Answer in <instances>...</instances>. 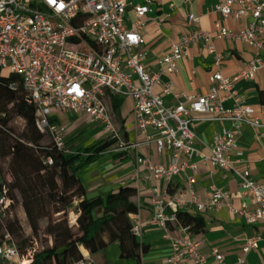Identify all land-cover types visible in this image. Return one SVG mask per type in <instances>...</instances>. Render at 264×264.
<instances>
[{"label":"built area","instance_id":"obj_1","mask_svg":"<svg viewBox=\"0 0 264 264\" xmlns=\"http://www.w3.org/2000/svg\"><path fill=\"white\" fill-rule=\"evenodd\" d=\"M153 0H0V75L14 74L26 93V99L36 110V125L48 132L55 145L68 152L63 127L49 121L56 111L86 115L100 123L116 139L107 152L117 153L137 149L141 140L124 141L114 127L107 100L114 96H129L132 116L142 142H154L158 153L170 154L167 163H154L147 156L137 155L136 162L144 166L148 179L170 180L186 169L197 168L199 161L210 163L217 169L231 171L239 180V192L250 198L253 209L245 204L235 206V194L213 188L205 200H198L189 189V198L172 196L166 199L153 189L150 196L152 217L150 223L162 230L169 241L170 250L165 264H227L223 254L211 247L209 257L202 253V240L190 226L182 224L177 212L193 205L198 212L226 206L248 225H260V232L247 238L242 252L234 264H245L247 253L264 240V184L252 176L248 167H236L232 156L240 155L238 133L241 125L261 126L259 114H264V104L258 111L245 103L244 95L235 88L238 78L252 79L256 70L264 67L259 50L264 45V0H218L213 9L224 17L235 19L250 17L239 31H231L215 23V33L194 29L172 43L170 50L158 59L159 71L150 73L144 65L147 55L141 30L146 16L152 12ZM189 3L190 0H185ZM132 7L133 20L127 25L126 8ZM187 19L193 23L198 18L192 13ZM157 30L160 23L155 22ZM239 39L257 49L247 62L246 69L233 77L223 76L222 54L214 46L215 38ZM200 42L211 55L215 70L209 79L207 93L192 95L172 89L170 80H162L163 72L177 71V62L189 55L190 45ZM8 71L2 74V71ZM14 85V84H13ZM158 85L163 94L181 96L174 105L165 104L162 96L154 92ZM223 92V93H222ZM232 104L225 107V100ZM203 114H208L203 117ZM230 122V128L221 126L213 135L204 154L193 147L198 139L193 130L197 121ZM51 163L50 158L46 159ZM193 180L192 175L187 177ZM3 188V193H5ZM11 200L0 197V210L8 208ZM145 221L139 211L131 214V231L140 238ZM37 242L21 254L14 236L4 231L0 242V259L28 264ZM81 257L70 264H97L94 257L81 248Z\"/></svg>","mask_w":264,"mask_h":264},{"label":"crops","instance_id":"obj_2","mask_svg":"<svg viewBox=\"0 0 264 264\" xmlns=\"http://www.w3.org/2000/svg\"><path fill=\"white\" fill-rule=\"evenodd\" d=\"M132 1L135 3L140 0ZM217 1L190 0L187 3L185 0H153L152 12L146 16V25L141 30L147 52L144 65L148 72L159 71L158 59L168 53L171 44L185 33L198 28L214 34L215 23H219L228 30L239 31L249 22L248 16L240 19L222 16L220 12L213 9ZM190 13L198 18L197 23L187 19ZM126 17L127 25H129L133 20L131 5L126 8ZM155 22L160 23L159 30ZM260 39L264 40V34L260 35ZM213 43L216 51L222 54L221 72L225 77H233L246 69L247 62L257 52L254 46L239 39L215 38ZM259 54L264 59V45L260 48ZM212 63L211 55L202 47V44L194 42L190 45L189 55L177 62V71L163 72L161 79L170 80L173 91L178 95L181 92L192 95L205 94L211 85L209 77L215 70ZM235 88L244 95L245 103L258 111L264 104V67L256 70L252 79L238 78L235 81ZM154 92L160 94L167 105H174L182 99L181 96L163 94L158 85L154 87ZM116 97L121 98L117 111L112 110L110 98L107 100V105L109 103V111L113 112L121 134L128 142L141 140V144L137 149L127 150L120 159H115L112 152L106 151L94 162L82 168L78 175L88 198L104 197L123 184L133 186L136 193L132 200L137 204L140 217L145 224L141 237L137 238L139 247L133 245L130 239L125 241V248L131 250L132 255H123L120 243L111 241L104 249L94 254L97 264H165L170 250L169 241L162 237V230L157 225L150 223L152 208L149 199L153 189L158 190L166 199L172 196L188 199L189 189H191L198 200H205L210 196L213 188L218 187L235 194L233 197L235 206L245 204L249 209L255 207L248 196L237 194L239 180L231 171L217 169L210 163L201 162L197 156L193 157L194 161H197V168L194 170L186 169L170 180L146 178L147 172L143 165L136 162V156L138 154L147 156L154 163L164 164L168 162L170 154L158 153L152 141L142 142L144 138L138 135L132 116L131 98ZM231 104L230 99L224 102L225 107H230ZM52 115L56 118L57 124L63 127L64 140L69 149H81L80 143L69 142L78 131L86 130L87 132L84 131V133L87 136L83 140L88 139L92 143L106 139L108 134L100 123L95 122L98 124L94 126L96 124H93L86 115H76L69 111H56ZM202 116L207 117L208 114ZM259 119L262 124L259 127L249 125L239 127L238 145L241 153L238 156H232V160L236 167H248L256 181L264 184V114H259ZM221 126L230 128L232 124L228 121L210 120L194 122L192 127L198 139L193 143V147L199 152L208 154V146L213 135L220 130ZM189 175L193 177L191 182L187 180ZM180 211L197 214L203 220V231L194 232V234L202 240L200 250L209 257V260H211L209 256L211 247L215 246L223 254L227 264H234L242 252L245 240L260 232L261 229L260 225L246 224L240 216L232 213L226 206L198 212L193 205L189 204ZM21 215L20 218L28 229L23 211ZM142 245L145 246L144 251H142ZM245 264H264V240L259 242L257 248L247 253Z\"/></svg>","mask_w":264,"mask_h":264},{"label":"trees","instance_id":"obj_3","mask_svg":"<svg viewBox=\"0 0 264 264\" xmlns=\"http://www.w3.org/2000/svg\"><path fill=\"white\" fill-rule=\"evenodd\" d=\"M110 102L112 110L117 111L121 98L111 97ZM12 115L24 121L19 133L9 126ZM49 121L57 123L53 115ZM119 134L126 141L121 132ZM46 137L49 141L44 143ZM115 142L114 138H106L85 148L64 152L55 145L48 132L38 129L36 110L27 101L19 77L0 75V197L11 200L7 209L0 210V242L5 230L13 236L22 231V223L16 217L10 218L14 204L18 202L31 237L38 235L40 221L47 219L42 231L52 238L50 245L36 248L28 264H70L81 257V248L94 257L111 241L120 243L123 255H132L131 250L125 248V241L130 239L139 247V241L131 231L130 219L138 210L132 200L136 189L123 184L104 197L88 198L78 175L82 168L109 151ZM112 154L115 159H120L126 151ZM47 158L52 160L50 164L46 162ZM5 162L7 178L2 170ZM74 202L75 220L71 224L67 209ZM60 212L61 217L51 219L52 213ZM177 218L180 223L189 225L193 232L204 229L203 220L197 214L179 210ZM18 249L22 254L23 247L18 245ZM0 264L16 263L0 259Z\"/></svg>","mask_w":264,"mask_h":264},{"label":"rangeland","instance_id":"obj_4","mask_svg":"<svg viewBox=\"0 0 264 264\" xmlns=\"http://www.w3.org/2000/svg\"><path fill=\"white\" fill-rule=\"evenodd\" d=\"M7 73H8V71H6V70L2 71V74H7ZM108 107H109V103H108ZM110 113H111L112 122L114 124V127L116 129H119V126L116 124V119H115V116L113 115V112H110ZM94 123L95 122H93V124ZM97 124L94 126H97ZM23 125H24V121L22 118L14 116V115L11 116L9 126H11V128H13L15 133H19L22 130ZM84 131L87 132L86 130H84ZM84 131L83 132L78 131L76 133V135L74 137H72V139L69 140V142H71V144H72V142L80 143L81 149L84 148V146L87 147L88 145H90L92 143L91 140H88V139L83 140L84 137L87 136V135H85ZM106 138H109V134H107ZM48 141H49V139L46 137L44 139V143H46ZM2 170H3L5 177L7 178L8 173H7V163L6 162L2 164ZM74 207H75V202L67 209V218L70 220L71 224L75 220ZM21 214H22V209L20 208L18 202H15L14 207H13V213H12V216L10 218L16 217L19 220V222L23 224L24 222L20 218L22 216ZM61 216H62L61 212L60 213H52L51 219L55 220ZM46 223H47V219H42L40 221L41 230L38 232L37 236L31 237L32 236L31 231L28 230L24 224L21 227L22 231H20L18 234H14V238L18 242V245L20 247H23V253L22 254H25L27 252V250L32 246V243H31L32 240H35L37 242L38 248H42L43 246H48L52 243V238L48 235L43 234V231H42L44 226L46 225ZM24 239H27V240L25 242H23Z\"/></svg>","mask_w":264,"mask_h":264},{"label":"bare ground","instance_id":"obj_5","mask_svg":"<svg viewBox=\"0 0 264 264\" xmlns=\"http://www.w3.org/2000/svg\"><path fill=\"white\" fill-rule=\"evenodd\" d=\"M27 262H28V261L25 259V260H24V264H26Z\"/></svg>","mask_w":264,"mask_h":264}]
</instances>
